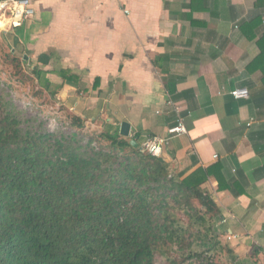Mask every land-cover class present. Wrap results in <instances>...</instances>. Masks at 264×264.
I'll list each match as a JSON object with an SVG mask.
<instances>
[{
  "label": "crops",
  "instance_id": "obj_1",
  "mask_svg": "<svg viewBox=\"0 0 264 264\" xmlns=\"http://www.w3.org/2000/svg\"><path fill=\"white\" fill-rule=\"evenodd\" d=\"M32 1L12 41L85 132L143 148L181 119L163 159L181 179L213 168L237 264H264V0Z\"/></svg>",
  "mask_w": 264,
  "mask_h": 264
},
{
  "label": "trees",
  "instance_id": "obj_2",
  "mask_svg": "<svg viewBox=\"0 0 264 264\" xmlns=\"http://www.w3.org/2000/svg\"><path fill=\"white\" fill-rule=\"evenodd\" d=\"M19 113L0 96V264H183L193 229L207 227L203 209L218 217L203 187L213 168L181 179L118 136H102L110 142L100 149L93 135L83 144L77 131L23 128ZM188 257L215 264L191 249Z\"/></svg>",
  "mask_w": 264,
  "mask_h": 264
},
{
  "label": "rangeland",
  "instance_id": "obj_3",
  "mask_svg": "<svg viewBox=\"0 0 264 264\" xmlns=\"http://www.w3.org/2000/svg\"><path fill=\"white\" fill-rule=\"evenodd\" d=\"M9 30L0 31V96L10 106L20 111L19 117L23 128L57 133L58 136L66 137H70L77 131L79 139L85 144L92 135L84 129L72 126V117L75 113L62 105L56 93L50 91L45 86V82L35 74L34 63L28 62L29 57H26L25 52L21 51L17 45L15 46L12 41L11 35L14 28ZM93 145L100 149H107L109 141L96 137ZM205 212L206 210L203 209L207 227L201 228L202 234L198 233L197 228L193 229L197 236L194 237L196 242L190 248L191 251L203 254V257L211 255L215 264H237L238 258L230 247L229 239L222 230L217 216ZM182 220L188 223V217L183 216ZM204 241L207 243L205 244ZM190 249L181 253L183 264L190 262L197 264L196 258L188 257ZM171 255L178 258L179 253L173 251ZM157 264L170 263L165 258L158 257Z\"/></svg>",
  "mask_w": 264,
  "mask_h": 264
},
{
  "label": "built area",
  "instance_id": "obj_4",
  "mask_svg": "<svg viewBox=\"0 0 264 264\" xmlns=\"http://www.w3.org/2000/svg\"><path fill=\"white\" fill-rule=\"evenodd\" d=\"M34 14L35 7L32 0H0V16L8 22L11 28L22 26ZM233 93L237 97L248 95V92L242 89L235 90ZM186 132V126L180 119L176 125L168 128V135L149 137L143 143V149L152 155L160 157L173 136Z\"/></svg>",
  "mask_w": 264,
  "mask_h": 264
},
{
  "label": "water",
  "instance_id": "obj_5",
  "mask_svg": "<svg viewBox=\"0 0 264 264\" xmlns=\"http://www.w3.org/2000/svg\"><path fill=\"white\" fill-rule=\"evenodd\" d=\"M121 133L125 136H129L130 135V124L128 122H124L122 124V130ZM131 143L135 146L138 147V143L135 142L134 140L131 141Z\"/></svg>",
  "mask_w": 264,
  "mask_h": 264
},
{
  "label": "bare ground",
  "instance_id": "obj_6",
  "mask_svg": "<svg viewBox=\"0 0 264 264\" xmlns=\"http://www.w3.org/2000/svg\"><path fill=\"white\" fill-rule=\"evenodd\" d=\"M7 26H8V22L0 18V30L7 28Z\"/></svg>",
  "mask_w": 264,
  "mask_h": 264
}]
</instances>
